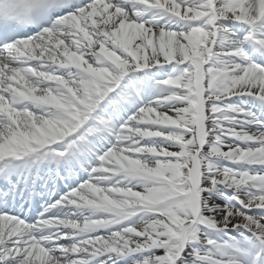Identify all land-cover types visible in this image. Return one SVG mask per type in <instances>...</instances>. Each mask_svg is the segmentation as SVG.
<instances>
[{
  "label": "snow or ice",
  "instance_id": "6c2138e0",
  "mask_svg": "<svg viewBox=\"0 0 264 264\" xmlns=\"http://www.w3.org/2000/svg\"><path fill=\"white\" fill-rule=\"evenodd\" d=\"M0 264H264V0H0Z\"/></svg>",
  "mask_w": 264,
  "mask_h": 264
}]
</instances>
